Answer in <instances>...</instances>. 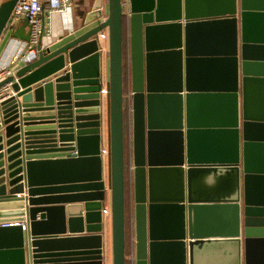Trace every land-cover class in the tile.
Returning a JSON list of instances; mask_svg holds the SVG:
<instances>
[{
	"label": "water",
	"instance_id": "95a60500",
	"mask_svg": "<svg viewBox=\"0 0 264 264\" xmlns=\"http://www.w3.org/2000/svg\"><path fill=\"white\" fill-rule=\"evenodd\" d=\"M16 2L2 0L0 4V37ZM200 2L130 0V15L125 22L121 1L107 0L106 17H102L99 6L93 14L101 18L100 24L56 50H51L52 45L43 50L38 47L36 59L21 63L0 82V92L7 85L10 92L0 102V264H102L100 60L104 53L98 34L104 30L108 40L105 82L109 103L111 255L112 264H126L125 23L130 30L132 78L129 99L133 118L134 264H157L159 251L175 254L177 264H186L187 257L192 264V250L197 242H192L190 229L188 247L182 228L179 236L171 240L160 239L153 231V219L159 209L151 187L152 167L156 164L149 161L145 168L141 154L145 98L147 125L151 128L150 71L154 64L173 62V67L181 72L183 60L188 63L194 56L193 38L203 27H232V51L236 55L237 15L242 41L243 33L250 30L247 17H255L257 23L264 18V10L246 6L245 0H240L239 6L237 0H217L213 7ZM13 36L22 41L29 38L21 37L20 32ZM16 63L15 60L12 65ZM65 63L69 66L62 70ZM180 129L181 126L175 128ZM189 133L190 130L185 156L179 155L173 163H186L181 176H186L188 183L192 173L203 169L190 147ZM244 172V238L264 245V188L257 189L256 197H251L249 190L250 181L264 180V175H253L246 168ZM183 201L180 198L174 206L178 223L184 220ZM75 204L78 211H72ZM38 213H42L39 220ZM65 214L69 234H86L60 236L65 234ZM53 217L60 219L61 232H51ZM11 220L24 222L25 230L21 225L1 226Z\"/></svg>",
	"mask_w": 264,
	"mask_h": 264
},
{
	"label": "crops",
	"instance_id": "0c3cea01",
	"mask_svg": "<svg viewBox=\"0 0 264 264\" xmlns=\"http://www.w3.org/2000/svg\"><path fill=\"white\" fill-rule=\"evenodd\" d=\"M70 1V24L62 17L51 19L53 36L58 38L50 47L51 50L58 49L100 24L101 18L93 15L97 6L102 11V17H106L107 0ZM200 1L201 5L205 3L208 7L216 6L217 3V0ZM239 3L240 0H237L238 6ZM245 5L264 10V0H245ZM236 18V55L232 51V27H203L198 28L193 38L194 56L190 57L188 63L183 60L181 72L173 67V62L154 64L150 71L153 88L149 93L151 128L147 125L145 98L141 154L145 168H148L149 161L156 164L152 167L151 187L153 198L159 206L153 219V231L158 238L171 240L179 236V228H182L180 230L184 232L187 246L191 241L188 238L190 229L192 242H197L192 250V264H264V245L253 244L244 238V168L253 175H264V18L257 23L255 17H247L250 30L243 33V41L240 16ZM63 27L70 28L72 33L62 36ZM19 32L23 38L28 36L25 19L0 37V73L3 67L13 72L14 54L10 51L15 46L9 43L15 39L13 35ZM102 32L107 36V30ZM129 34L126 23L123 29L124 156L128 167L127 230L131 247L130 261L132 256L129 264H134L136 241ZM106 39L100 40L102 48L106 47ZM106 58L104 53L100 60L101 89L108 90L105 82ZM68 66L65 63L62 70ZM100 102V149L104 182L100 233L102 264H112L110 217L102 212L110 209L108 95H102ZM179 126L182 127L181 132L175 130ZM189 130L190 147H193L203 169L192 173L188 183L186 176H181V171L187 169L186 163L183 166H173V163L179 155L185 156L187 152ZM249 184L251 197H256L258 188H264V180L261 179H252ZM180 198L184 200L182 223H178L174 207ZM76 205L72 211H78ZM41 214L38 213L37 220ZM67 219L65 214V234L60 236L86 234H69ZM10 223L24 222L11 220ZM50 223L53 228L51 232H61L63 227L60 219L53 217ZM165 263L177 264L178 259L170 251L157 252V264ZM186 264H189L188 257Z\"/></svg>",
	"mask_w": 264,
	"mask_h": 264
},
{
	"label": "built area",
	"instance_id": "2783aa9c",
	"mask_svg": "<svg viewBox=\"0 0 264 264\" xmlns=\"http://www.w3.org/2000/svg\"><path fill=\"white\" fill-rule=\"evenodd\" d=\"M122 13L125 18H128L130 15V0H120ZM2 0H0L1 4ZM71 1L70 0H17L8 20L4 27L3 32L7 30H12L15 28L22 19H25L27 28H28V41H22L19 39H12L9 45L15 46L13 51H10L14 54L13 62L16 60L18 64H27L32 62L37 57L38 47L40 50H43L47 47H50L55 42L58 41L57 36H53V26L51 19L53 17H62L67 21V24H70V12H71ZM2 32V33H3ZM72 33L70 28L63 27L61 29L62 36H68ZM107 36L104 32L98 34V39H106ZM103 53H107V48L101 47ZM11 61V62H12ZM9 62V63H11ZM12 62V63H13ZM5 67L1 69V78L0 82L4 80L9 74ZM9 85L1 89L0 92V102L8 98ZM101 95H108L107 88H102L100 90ZM103 153H107L106 150H102ZM103 214L109 215L110 209H104ZM21 225L22 230H25V225L23 223H4L2 227L16 226ZM132 262V256H131Z\"/></svg>",
	"mask_w": 264,
	"mask_h": 264
},
{
	"label": "trees",
	"instance_id": "16d2710c",
	"mask_svg": "<svg viewBox=\"0 0 264 264\" xmlns=\"http://www.w3.org/2000/svg\"><path fill=\"white\" fill-rule=\"evenodd\" d=\"M126 24V23H125ZM124 168H125V178H124V182H125V186H124V190H125V256H129L130 255V251H131V247L129 245V234H128V230H127V224H128V167H127V163L125 160V156H124ZM129 261L126 259V264H128Z\"/></svg>",
	"mask_w": 264,
	"mask_h": 264
},
{
	"label": "rangeland",
	"instance_id": "374dc122",
	"mask_svg": "<svg viewBox=\"0 0 264 264\" xmlns=\"http://www.w3.org/2000/svg\"><path fill=\"white\" fill-rule=\"evenodd\" d=\"M107 40V39H106ZM108 47V40L106 41V48ZM107 55V54H106ZM18 63L14 64L13 67L11 68L13 71L16 70ZM128 197H129V192H128ZM128 203H129V199H128ZM128 207V206H127ZM110 217V214L107 216ZM131 255V254H130ZM129 255V256H130ZM129 256L126 257L127 260H129ZM129 264V263H128Z\"/></svg>",
	"mask_w": 264,
	"mask_h": 264
}]
</instances>
